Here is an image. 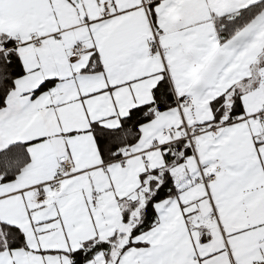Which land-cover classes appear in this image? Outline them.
<instances>
[{"label": "snow or ice", "instance_id": "snow-or-ice-1", "mask_svg": "<svg viewBox=\"0 0 264 264\" xmlns=\"http://www.w3.org/2000/svg\"><path fill=\"white\" fill-rule=\"evenodd\" d=\"M0 264H264V0H0Z\"/></svg>", "mask_w": 264, "mask_h": 264}]
</instances>
